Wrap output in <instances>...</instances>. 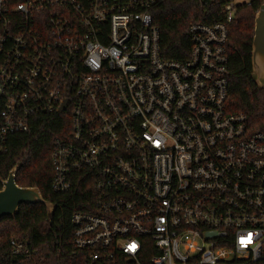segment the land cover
Wrapping results in <instances>:
<instances>
[{"label": "built area", "instance_id": "obj_1", "mask_svg": "<svg viewBox=\"0 0 264 264\" xmlns=\"http://www.w3.org/2000/svg\"><path fill=\"white\" fill-rule=\"evenodd\" d=\"M158 1L0 0V155L35 116L69 124L51 190L92 181L70 218L83 264H264V134L226 109L228 25L252 0L190 25L182 61L160 56ZM9 247L44 264L26 240Z\"/></svg>", "mask_w": 264, "mask_h": 264}, {"label": "trees", "instance_id": "obj_2", "mask_svg": "<svg viewBox=\"0 0 264 264\" xmlns=\"http://www.w3.org/2000/svg\"><path fill=\"white\" fill-rule=\"evenodd\" d=\"M231 0H160L152 18L159 32V53L163 59L182 61L189 55V27L192 24L212 25L222 21L224 6ZM264 0H252L249 6H239L228 25L226 42L228 99L226 109L246 117L251 133L264 134V88L252 78L251 44L254 18ZM69 124L56 115L32 118L25 134H16L6 141V151L0 155V190L9 172L19 167L15 182L21 188H36L44 201L53 206L48 212L42 204L21 205L13 218L0 222V264H26L13 257L11 239L26 240L44 264H83L71 253L70 218L75 211H87L92 206V181L82 173L72 176L68 193L51 190V142L64 137Z\"/></svg>", "mask_w": 264, "mask_h": 264}, {"label": "water", "instance_id": "obj_3", "mask_svg": "<svg viewBox=\"0 0 264 264\" xmlns=\"http://www.w3.org/2000/svg\"><path fill=\"white\" fill-rule=\"evenodd\" d=\"M252 78L259 88H264V2L255 14L254 35L251 44ZM19 167H14L2 182L0 190V222L13 218L21 205L30 206L42 204L48 212L53 206L44 201L36 188H21L15 182Z\"/></svg>", "mask_w": 264, "mask_h": 264}, {"label": "snow or ice", "instance_id": "obj_4", "mask_svg": "<svg viewBox=\"0 0 264 264\" xmlns=\"http://www.w3.org/2000/svg\"><path fill=\"white\" fill-rule=\"evenodd\" d=\"M244 241L242 240V243H243ZM130 247H132V248H134L135 247V245H130Z\"/></svg>", "mask_w": 264, "mask_h": 264}]
</instances>
